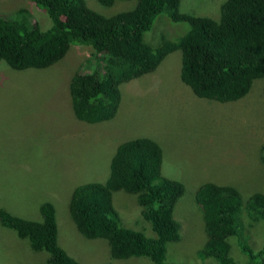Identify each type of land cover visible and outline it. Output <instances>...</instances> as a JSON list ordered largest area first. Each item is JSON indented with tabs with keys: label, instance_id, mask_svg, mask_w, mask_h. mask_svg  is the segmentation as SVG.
<instances>
[{
	"label": "rangeland",
	"instance_id": "1",
	"mask_svg": "<svg viewBox=\"0 0 264 264\" xmlns=\"http://www.w3.org/2000/svg\"><path fill=\"white\" fill-rule=\"evenodd\" d=\"M106 16L132 8L135 1L117 0L102 6L85 0ZM225 0H180V11L219 18ZM24 8L31 22L43 30L52 25L44 8L30 0H0V15L14 17ZM189 29L185 21L157 15L144 40L157 47L177 41ZM104 67L102 57L88 45L73 44L58 62L42 69H11L0 63V209L40 220V204L55 207L57 242L80 264H153L147 257L115 259L106 239L87 238L69 213L74 188L82 183L104 182L119 143L138 136L156 140L162 148V173L184 183V194L173 215L181 238L167 244V260L180 264H218L199 259L206 240L205 225L195 199V189L212 181L237 187L244 201L254 191H264V79L255 80L250 92L236 101L219 102L196 96L180 79L181 50L169 53L152 72L120 85L116 115L88 123L71 109L69 81L75 72ZM120 223L154 236L151 223L141 214L135 195L113 192ZM239 218L244 239L256 249L264 242V221H253L242 210ZM230 238L231 256L248 264L238 244ZM47 253L29 247L27 239L0 224V264L45 262Z\"/></svg>",
	"mask_w": 264,
	"mask_h": 264
},
{
	"label": "trees",
	"instance_id": "2",
	"mask_svg": "<svg viewBox=\"0 0 264 264\" xmlns=\"http://www.w3.org/2000/svg\"><path fill=\"white\" fill-rule=\"evenodd\" d=\"M30 1L45 9L52 25L41 29L24 8L15 11L14 17L0 15V63L14 70L42 69L62 59L73 44L90 46L105 66L75 72L70 78L71 109L80 121L113 118L120 85L154 71L175 50H181V81L201 98L236 101L250 92L255 80L264 79V0H225L217 20L181 12L180 0H134L132 8L110 16L91 9L85 0ZM116 1L98 0L102 6ZM164 12L172 21L187 22L189 29L177 41L151 47L143 34ZM162 160L156 140L134 137L119 143L104 182L90 181L74 188L69 201L73 222L83 236L106 239L112 258L147 257L153 264H180L168 261L166 252L169 242L181 238L173 211L185 186L163 175ZM260 161L264 163V145ZM118 190L135 195L154 236L120 223L112 199ZM194 195L206 233L197 251L199 259L238 264L230 253L234 236L248 264H264V242L256 249L243 240L239 218L244 210L251 220L264 221V191L251 192L244 201L234 185L207 181ZM39 211L41 219L33 220L1 208L0 224L27 239L32 250L47 253L45 262L36 264H80L57 242L54 205L44 201Z\"/></svg>",
	"mask_w": 264,
	"mask_h": 264
}]
</instances>
